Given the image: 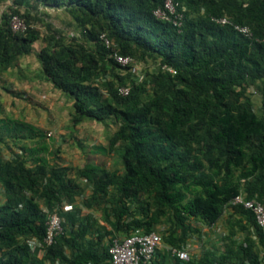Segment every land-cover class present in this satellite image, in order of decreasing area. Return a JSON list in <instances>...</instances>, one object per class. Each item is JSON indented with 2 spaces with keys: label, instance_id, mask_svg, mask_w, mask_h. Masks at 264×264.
I'll return each mask as SVG.
<instances>
[{
  "label": "trees",
  "instance_id": "trees-1",
  "mask_svg": "<svg viewBox=\"0 0 264 264\" xmlns=\"http://www.w3.org/2000/svg\"><path fill=\"white\" fill-rule=\"evenodd\" d=\"M13 1L20 5L27 0ZM37 1L65 4L86 27L92 44L48 36L34 50L38 32L17 11L4 13L0 72L33 54L42 80L73 100L76 122L113 118L118 129L107 150L119 143L123 173L89 167L78 171L91 186L82 205L109 204L101 209L106 230L89 217L78 218L74 202L84 188L67 178L66 167L48 165L36 150H29L32 166L19 156L0 158V264H111L110 238L150 233L162 222L169 224L162 242L179 249L197 231L195 224L211 227L226 209L238 215L241 230L254 228L258 241L245 237L236 246L229 231L219 256L204 254L185 263L170 256L173 264H264V236L253 215L229 205L237 195L264 205V0H174L178 10L184 8L179 29L153 15L163 0ZM11 15L25 22V33L11 31ZM220 17L247 26L251 38L211 20ZM113 52L131 57L134 64L138 58L158 65L141 76L132 65L116 63ZM147 86L154 94L143 100ZM250 86L261 98L258 113L250 97L254 91L247 94ZM120 87L128 88L127 96L118 93ZM0 129L13 140L41 136L34 126L8 118L0 119ZM36 197L44 200L47 213L58 208L66 219L64 235L41 257L26 242H41L45 233L46 214ZM65 204L72 210L61 212Z\"/></svg>",
  "mask_w": 264,
  "mask_h": 264
},
{
  "label": "rangeland",
  "instance_id": "rangeland-1",
  "mask_svg": "<svg viewBox=\"0 0 264 264\" xmlns=\"http://www.w3.org/2000/svg\"><path fill=\"white\" fill-rule=\"evenodd\" d=\"M13 11L22 15L30 27L38 32L40 38L32 44L34 50L42 47L43 40L48 36H55L58 41L64 43L84 46L92 44L87 43L86 27H81L75 21L72 12L65 4L27 0L20 5H15L13 0H0V17L4 13ZM135 62L138 71L142 74L152 72L158 65V61L142 62L138 58ZM39 66L35 56L31 54L21 57L12 68L0 72V119L8 118L25 122L41 133L40 137L13 140L0 129V158L8 161L19 156L26 160L27 166H32L33 156L29 154V150H36L39 152L38 156L43 157L48 165L66 167L67 178L84 188L74 202L79 209L78 218L89 217L108 230L109 226L101 220V209L109 204L103 200L93 208L82 205V201L91 194V186L78 176V171L89 167L106 171L117 169L119 173H123L119 143L112 150H107L108 139L118 129V123L111 117L101 123L89 119L76 122L73 100L67 98L62 91L54 89L51 83L43 84L42 70ZM255 88L250 86L247 94ZM153 94L154 88L147 86V92L142 99L146 100ZM250 97L255 111L260 112V96L251 94ZM98 147L104 149H98ZM111 192L110 190L109 196ZM35 200L47 214L44 200L37 197ZM3 202V190L0 188V204ZM63 219L66 220L65 217ZM237 220L238 215L231 209H226L221 219L211 228L195 224L197 231L189 234L187 242L191 258L197 259L204 254H210L212 257L219 256L228 244L225 238L229 231L234 232L233 240L236 246L243 244L245 237H251L257 242L255 229L247 226L245 230H241ZM67 230L70 229L67 228ZM153 230L160 234L163 240L164 236L169 234V224L162 222L155 225ZM108 242L109 236H105V244L108 245ZM166 247L167 244L162 242L155 261L160 264H173V259L166 251ZM44 253L37 251L39 257ZM260 257L264 263L263 250Z\"/></svg>",
  "mask_w": 264,
  "mask_h": 264
},
{
  "label": "built area",
  "instance_id": "built-area-1",
  "mask_svg": "<svg viewBox=\"0 0 264 264\" xmlns=\"http://www.w3.org/2000/svg\"><path fill=\"white\" fill-rule=\"evenodd\" d=\"M184 8L178 10L177 4L174 0H163L162 7L153 11V15L162 21L170 23L176 28H180L184 18ZM216 24L230 25L233 29L244 37L251 38V32L247 26L232 23L226 17L211 18ZM9 27L12 32L25 33L27 25L18 15H11L9 17ZM106 47L109 46V41L100 35L99 37ZM113 60L121 66L132 65L133 70L141 75L136 64L129 56L119 55L117 52L112 53ZM142 76V75H141ZM139 76V77H141ZM128 88H118V93L121 96L128 95ZM254 94H257L255 91ZM231 206H241L248 210L253 215L254 221L261 234L264 236V205L255 199H245L242 195L235 196L229 203ZM58 208L46 214L45 233L42 241H37L35 238L27 240V244L31 249L45 250L54 245L56 240L64 235V219L59 214ZM61 212L66 213L72 210V205L65 204L60 207ZM162 245V237L155 231L150 233H143L135 231L129 236H114L110 238L108 246V254L111 264H152L155 259L157 250ZM166 251L171 257H175L180 263L188 262L191 259V254L188 245L181 248L167 246Z\"/></svg>",
  "mask_w": 264,
  "mask_h": 264
},
{
  "label": "crops",
  "instance_id": "crops-1",
  "mask_svg": "<svg viewBox=\"0 0 264 264\" xmlns=\"http://www.w3.org/2000/svg\"><path fill=\"white\" fill-rule=\"evenodd\" d=\"M39 65H40V64H39ZM39 67H40V66H39ZM37 81L39 82V80H37ZM41 82H42L43 84H45V83H46V82H45V81H43V80H42ZM211 227H213V226H211ZM211 227H210V228H211ZM158 250H159V249H158ZM158 250H157V252H158ZM157 252H156V254H157ZM156 254H155V256H156ZM154 261H155V259H154Z\"/></svg>",
  "mask_w": 264,
  "mask_h": 264
}]
</instances>
